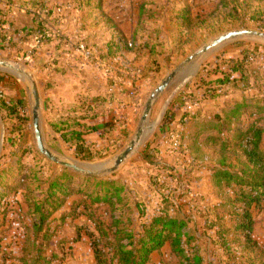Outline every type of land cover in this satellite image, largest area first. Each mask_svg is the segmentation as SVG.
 I'll use <instances>...</instances> for the list:
<instances>
[{
	"label": "rangeland",
	"instance_id": "374dc122",
	"mask_svg": "<svg viewBox=\"0 0 264 264\" xmlns=\"http://www.w3.org/2000/svg\"><path fill=\"white\" fill-rule=\"evenodd\" d=\"M21 2L35 15L34 9L45 8L40 18L55 43L37 45L24 34L19 47L17 34L11 31L15 36L11 45L0 44V63L25 73L37 86L46 148L62 162L106 169L135 140L150 96L189 58L231 33L264 34V0H15L13 8ZM65 9V17L79 18V26L69 32L58 24L57 12ZM80 45L93 54L91 59L80 54ZM198 65L197 76L185 86L176 80L155 102L149 126L142 128L143 143L127 162L115 174L98 176L76 174L40 155L33 131L32 83L0 71V239L2 253L12 258L6 264L21 260L33 264L38 258L37 246L43 244L44 234L32 232L38 217L31 219L30 214L35 203L52 210L46 201L54 182L62 185L63 193L57 191L56 196L65 205L47 224L54 244L42 258L51 264H96L91 236L98 235L84 216L94 210L106 225L111 219L121 218L125 225L129 220L135 234L157 214L184 219L190 222L182 240L184 252L191 259L201 257L203 264L264 261V205L253 210L257 222L253 246L227 237L235 262L208 229L218 223L213 215L216 207L225 210L222 226L233 228L235 211L225 207L213 177L223 161L232 172L242 170V154L206 144L197 159L189 145L205 126H224L232 112L238 119L222 137L231 146L252 125L264 129V41H236L203 57ZM17 101L26 109L10 116L3 104ZM136 105L140 111L128 125ZM102 112L114 118L101 135L91 122ZM166 116L171 122L164 126ZM149 147L152 162L144 159ZM261 149L264 154V137ZM112 182L122 189L116 210L109 205L96 209L95 199L103 197ZM234 192L226 191V197ZM76 240L79 243L70 244ZM61 241L69 244L62 247ZM102 242L100 249L111 262L108 240ZM150 264L185 263L167 244L153 254Z\"/></svg>",
	"mask_w": 264,
	"mask_h": 264
},
{
	"label": "trees",
	"instance_id": "16d2710c",
	"mask_svg": "<svg viewBox=\"0 0 264 264\" xmlns=\"http://www.w3.org/2000/svg\"><path fill=\"white\" fill-rule=\"evenodd\" d=\"M4 3L5 4L0 7V44L10 46V34L8 36V31L6 30L10 29L9 17L12 13L11 7H13L15 0H5ZM27 6L30 7L29 5ZM34 10L37 11L36 15L33 14L34 25L31 29L24 31V33L27 35L29 34L34 39L40 38L42 40L41 43L45 41L46 45H52L55 43V40L52 34H50L49 28L45 26V21L43 22V19L40 18V14L44 12L45 8L43 7L42 10ZM2 83L3 80L0 78V84ZM3 106L10 116H17L26 109L23 102L20 101L12 103L9 106L3 104ZM245 109L247 110V108ZM0 111H2L1 106ZM236 119H238L237 115L232 112L226 117V124H223L224 126H205L195 133L193 135L194 140L189 142L190 150L198 157L197 159H199V155H202L200 147L206 144L216 146L219 150L221 149L222 152L231 149L238 150L244 158L245 166L242 170L232 172L230 166H226V162L223 161L219 164L220 167L216 170L213 177V182L215 185L217 184L216 188L220 191L221 196L219 197L225 200V207L234 209L235 212H232L233 214L231 215L233 219V228H224L222 226L224 219L221 215H223L225 210L216 207L213 210V215L218 219V223L217 225L211 223L208 229L214 231L216 238L220 242L222 241L221 247L228 250L227 255L233 257V262L237 259L236 253L226 241L227 237L244 240V245L253 246L251 239L257 226L253 210L259 209L264 205V154L261 149L264 129L252 125L248 128L247 132L240 136L238 144L231 146L230 143L223 140L222 137L226 132H231L232 122ZM170 122L171 119L166 116L163 124L167 126ZM211 132H215V135H212ZM196 136L200 137L196 138ZM149 151L150 147L144 152V159L146 162H152L153 160L150 159ZM106 186H108V190L104 192L103 197L95 199L93 203L94 207L98 209L102 205H109L110 207H115L111 208L112 210H116L115 201H121L122 189L113 182L108 183ZM233 189H235L234 196L226 197V191H232ZM57 191L63 193V188L58 182H54L50 185V194L46 201V204H49V207L52 209L50 212L47 211L44 206H40L36 203L32 205L34 212L30 214L31 219H36V217H38V223H34L31 228L32 232L37 236L44 234L43 244H40V247L37 246L38 258L33 264H51L46 258H42V255L54 244L52 234H50L47 229V224L50 218L55 213H58L57 211L65 205L64 200L61 201L57 198ZM138 214L140 215L141 213L138 212ZM98 215L99 212H96V210L89 215H84L88 221L93 223L98 235L97 239L95 236H91L92 239H94L92 249L94 250L96 264H150L153 254L161 253L162 249L167 244L170 245L172 253L185 264H203L201 257L193 256L191 259L184 252L182 240L186 237L185 231L190 223L184 219H171L163 213L157 214L148 218L141 227L142 231L135 234L133 230H130L129 220L128 225H125L121 218L111 219L107 226ZM138 217L141 218V215ZM26 231H28V229ZM103 240H108L107 249L113 253L114 259L111 260V262H108L109 260L105 258V253L100 249ZM78 241L79 240L70 242V244L79 243ZM2 243L3 240L0 239V259L2 264H6L10 262L12 258L10 255L2 253ZM59 244L63 247L69 243L61 241ZM20 262L22 264L23 260ZM15 264H18V262L16 261ZM250 264H264V261L258 260L256 262H250Z\"/></svg>",
	"mask_w": 264,
	"mask_h": 264
},
{
	"label": "water",
	"instance_id": "95a60500",
	"mask_svg": "<svg viewBox=\"0 0 264 264\" xmlns=\"http://www.w3.org/2000/svg\"><path fill=\"white\" fill-rule=\"evenodd\" d=\"M243 39H258L261 41H264V34L252 32V31H242V32H235L228 35H225L218 40L214 41L212 44L208 45L207 47L203 48L201 51H199L196 55L189 58L185 64L176 72L171 74L163 84L158 87L154 93L150 96L146 106L145 110L143 112L142 118H141V127H148L150 116L153 110V106L155 102L158 100L160 96H162L173 84L176 80L181 81V86H185L186 82L198 74L199 65L198 61L202 59L203 57L214 53L223 47L234 43L239 40ZM0 71L4 73L11 74L17 78H20V80L27 79L32 83V80L23 72L18 71L13 66L6 64V63H0ZM31 93L34 100V107H33V131L35 136V141L37 145L38 152L40 155L45 158L48 162L60 166L62 168L71 170L75 172L76 174L84 175V176H98L102 172H106L108 175L115 174L120 167H122L127 160L136 152V150L142 145L143 138H145V133L143 132L142 128L139 129L137 136L135 140L130 144L129 148L125 150L123 154H121L114 162L111 168L106 169V166H95L91 167L88 165H81L77 163H65L62 162L59 158L54 156L45 145V139L44 134L42 130V118H41V99L40 95L37 89V86L32 83V89Z\"/></svg>",
	"mask_w": 264,
	"mask_h": 264
},
{
	"label": "crops",
	"instance_id": "0c3cea01",
	"mask_svg": "<svg viewBox=\"0 0 264 264\" xmlns=\"http://www.w3.org/2000/svg\"><path fill=\"white\" fill-rule=\"evenodd\" d=\"M5 3L3 1L0 0V7L3 6ZM22 4V5H21ZM21 4H18V8H13L12 13L9 17V25H10V29L6 30V31H10V38H14L15 36L11 35V31L13 32V34H17L18 37V43H19V47H21L22 42H21V38L23 37V35L25 34L24 31L31 29V27L34 25L33 21H34V15L33 12H31L28 6L24 5V2H21ZM21 5V6H20ZM15 6V5H13ZM60 12V13H59ZM65 10H58L57 13H59V16L61 15V19L58 20V24L64 27L60 26V29H63V31L65 32H69V30H72V26H75L76 24L79 26V18L75 17V16H67L65 17ZM55 32V28L53 29ZM71 44V43H70ZM70 55L73 56V54L71 53ZM59 99H61L59 97ZM53 100H58V98L53 97ZM115 108H117L115 106ZM140 111V106H135L133 109L130 110V115H128V125L129 122H133L135 117L138 115ZM104 113H108L106 110H104ZM102 112V117L99 118L97 121L91 122L92 125H94V127L96 129H98L97 131H99L101 133V135L105 132L108 131L107 129V123L113 121L112 119L114 118L113 116H109L108 114H104ZM104 115V116H103ZM100 138V137H99ZM105 139V138H104Z\"/></svg>",
	"mask_w": 264,
	"mask_h": 264
},
{
	"label": "built area",
	"instance_id": "2783aa9c",
	"mask_svg": "<svg viewBox=\"0 0 264 264\" xmlns=\"http://www.w3.org/2000/svg\"><path fill=\"white\" fill-rule=\"evenodd\" d=\"M41 41H42V40H41L40 38H36V39H35V42H36L37 45H41V44H42ZM78 51L80 52V54H81L86 60L91 59L92 56H93V54H92L89 50H87V48H86L85 46H83V45H80V46L78 47Z\"/></svg>",
	"mask_w": 264,
	"mask_h": 264
}]
</instances>
